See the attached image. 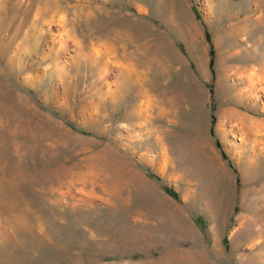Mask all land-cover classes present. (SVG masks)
<instances>
[{
  "label": "rangeland",
  "instance_id": "obj_1",
  "mask_svg": "<svg viewBox=\"0 0 264 264\" xmlns=\"http://www.w3.org/2000/svg\"><path fill=\"white\" fill-rule=\"evenodd\" d=\"M263 65L264 0H0V264H264Z\"/></svg>",
  "mask_w": 264,
  "mask_h": 264
},
{
  "label": "bare ground",
  "instance_id": "obj_2",
  "mask_svg": "<svg viewBox=\"0 0 264 264\" xmlns=\"http://www.w3.org/2000/svg\"><path fill=\"white\" fill-rule=\"evenodd\" d=\"M134 30V29H133ZM128 46V45H127ZM115 54V53H114ZM135 55V54H134ZM132 56V55H131ZM134 58V57H133ZM130 59V58H129ZM262 64V63H261ZM259 66V65H258ZM264 66V65H263ZM229 115V114H228ZM233 118V117H232ZM262 121V120H261ZM260 123H262V122H260ZM238 125V124H237ZM264 125V124H263ZM264 132V131H263ZM185 142V141H184ZM173 225V224H172ZM174 226H175V224H174ZM173 226V227H174ZM185 226V225H184ZM179 227H181V225H179ZM187 227V226H186ZM187 229V228H186ZM188 231H190V230H188ZM180 233V232H179ZM187 233V232H186ZM177 234V233H176ZM183 234V233H182ZM180 235V234H179ZM186 257H187V255H185V254H183L182 256H180V257H176L171 263H168V264H182V263H184V264H192V262H190V261H188V260H186ZM155 264V263H154Z\"/></svg>",
  "mask_w": 264,
  "mask_h": 264
},
{
  "label": "trees",
  "instance_id": "obj_3",
  "mask_svg": "<svg viewBox=\"0 0 264 264\" xmlns=\"http://www.w3.org/2000/svg\"><path fill=\"white\" fill-rule=\"evenodd\" d=\"M171 196H176V194L174 193V191H172V190H169V192H168Z\"/></svg>",
  "mask_w": 264,
  "mask_h": 264
}]
</instances>
